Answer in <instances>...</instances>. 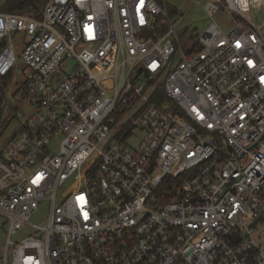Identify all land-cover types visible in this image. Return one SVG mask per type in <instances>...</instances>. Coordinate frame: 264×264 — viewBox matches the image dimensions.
<instances>
[{"label": "built area", "instance_id": "1", "mask_svg": "<svg viewBox=\"0 0 264 264\" xmlns=\"http://www.w3.org/2000/svg\"><path fill=\"white\" fill-rule=\"evenodd\" d=\"M201 5L195 40L157 0L0 9V76L31 106L0 149V264H264V0Z\"/></svg>", "mask_w": 264, "mask_h": 264}, {"label": "rangeland", "instance_id": "2", "mask_svg": "<svg viewBox=\"0 0 264 264\" xmlns=\"http://www.w3.org/2000/svg\"><path fill=\"white\" fill-rule=\"evenodd\" d=\"M169 6L174 8L175 11L171 14L174 20L179 22L178 31L182 33V39L188 40L189 38L195 40L197 32L204 30L208 22L211 20L207 12L203 9L201 3L204 0H198L195 3H191L189 0H167ZM6 0H0V9L5 8ZM44 6V5H43ZM43 8V7H42ZM24 13H28L24 11ZM184 16L183 19H181ZM253 18L259 22H264V16L261 14L260 9L252 10ZM221 24L228 28L233 24L232 19L229 16H223L220 18ZM19 41V40H18ZM187 47L185 51H189ZM18 52L21 55V48H18ZM182 56L181 51L177 52V58ZM18 79L21 76L17 77ZM24 93L23 86L19 81H15L13 78H9L4 87V101L2 105V113L0 116V149L3 148L5 142L15 133L18 127L23 123L26 115L30 111V105L28 101H23ZM21 109V112H17ZM141 132H135L129 139L130 144H137L140 141ZM78 185L77 175H73L63 186L60 187L59 196H65L69 192L73 191ZM48 203H42L28 219L30 223H36L39 225H46L48 221ZM32 227L25 223L20 231L12 237L15 242L21 241L26 236L30 235ZM8 239V222L7 218L0 215V253H4V247L7 244ZM11 248H9V256H11Z\"/></svg>", "mask_w": 264, "mask_h": 264}, {"label": "trees", "instance_id": "3", "mask_svg": "<svg viewBox=\"0 0 264 264\" xmlns=\"http://www.w3.org/2000/svg\"><path fill=\"white\" fill-rule=\"evenodd\" d=\"M157 1L162 6H164L171 14L175 11L174 8H171L169 6L167 0H157ZM45 2H46V0H6L5 8L7 10H9V11H16V12H24V11H26L28 13H33V14L35 13V14L39 15L41 13L42 7L45 4ZM189 50H191V48ZM9 78L10 77L0 76V116H1V113H2V108H3L2 105H3V101H4V87H5L6 83L8 82ZM134 124H135V119L134 118L130 119L129 121H127L125 123H123L121 125V129L119 131V134L121 135V137H126V135H128L131 132L132 127L134 126ZM19 128L20 127L17 128L15 133L18 131ZM170 179L171 178L167 179L165 184H163V187L168 186V187L165 188L166 190H170V193L169 192H165L164 195H163V198H166V199L173 198L175 196V192H177V189L175 190V188L172 187L173 185L174 186L177 185V181H178L177 178H176V180L174 179V180H171V181H170ZM168 183H170V184H168Z\"/></svg>", "mask_w": 264, "mask_h": 264}, {"label": "water", "instance_id": "4", "mask_svg": "<svg viewBox=\"0 0 264 264\" xmlns=\"http://www.w3.org/2000/svg\"><path fill=\"white\" fill-rule=\"evenodd\" d=\"M142 68L139 69V71L141 72Z\"/></svg>", "mask_w": 264, "mask_h": 264}]
</instances>
